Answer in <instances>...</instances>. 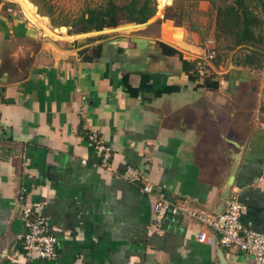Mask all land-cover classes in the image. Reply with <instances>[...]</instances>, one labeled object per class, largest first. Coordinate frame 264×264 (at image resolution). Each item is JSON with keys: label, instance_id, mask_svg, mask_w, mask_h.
<instances>
[{"label": "crops", "instance_id": "0c3cea01", "mask_svg": "<svg viewBox=\"0 0 264 264\" xmlns=\"http://www.w3.org/2000/svg\"><path fill=\"white\" fill-rule=\"evenodd\" d=\"M2 14L0 4V264H255L199 240L218 235L180 213L150 231V196L125 175L141 170L168 198L212 214L235 191L244 223L264 232L261 64L213 59L219 85L210 87L192 72L206 56L202 22L162 15L156 32L116 27L71 47L46 38L33 48L22 42L36 37L33 26ZM97 49L99 58L84 59ZM93 131L112 149L107 168ZM20 194L61 229L56 259L25 260Z\"/></svg>", "mask_w": 264, "mask_h": 264}, {"label": "rangeland", "instance_id": "374dc122", "mask_svg": "<svg viewBox=\"0 0 264 264\" xmlns=\"http://www.w3.org/2000/svg\"><path fill=\"white\" fill-rule=\"evenodd\" d=\"M107 0H0L3 6V14L9 21L18 20L33 26L34 38L22 41L33 48L40 45L41 39L50 38L56 41L58 46L67 47L74 45L70 40L96 39L101 31H86L81 19L89 9L100 8ZM143 1V0H141ZM206 1V2H205ZM204 5L209 6V11L200 8L201 0H152L156 5V12L145 23L123 22L118 27L121 29H142L141 32H156L161 20L159 16L166 14L172 16L177 24L189 26L193 23H203L205 37L213 38L216 45L214 61L226 64L253 63L264 67V0H245L248 10L256 17V25H252L251 37L244 38V26L231 28L226 24L229 6L238 8L237 0H205ZM128 0H117L119 6H124ZM161 3V5H160ZM161 6V8H160ZM219 8L222 11L221 18L217 20ZM240 10V9H239ZM205 12V13H204ZM242 12V9L240 10ZM152 23L148 24L147 23ZM117 27V28H118ZM116 28V27H114ZM123 30V29H122ZM21 41L19 40V43ZM206 42V41H205ZM206 47V53L209 45ZM8 66V65H7Z\"/></svg>", "mask_w": 264, "mask_h": 264}, {"label": "built area", "instance_id": "2783aa9c", "mask_svg": "<svg viewBox=\"0 0 264 264\" xmlns=\"http://www.w3.org/2000/svg\"><path fill=\"white\" fill-rule=\"evenodd\" d=\"M205 43L206 46L209 45V50L205 57L197 60L194 70V74L201 78H206L212 74L210 62L216 56L214 39L208 38ZM1 104L0 97V124L3 122ZM88 140L95 152L101 156V165L107 168L112 154L111 147L103 142L96 131L88 134ZM86 161L87 159H83L84 163ZM125 176L133 181H141L143 191L150 196L152 205L150 231L160 228L169 212L180 213L187 218L199 221L203 226L213 230L218 235L217 239H214L201 231L197 233L199 240L207 241L210 244L217 240L223 247L237 248L246 257H251L255 264H264V232L253 229L244 223L242 215L245 207L235 191L227 196L223 210L212 214L188 208L186 199L168 198L164 189L146 181V174L141 170L130 169ZM18 200L21 204L20 215L26 228V231L19 235L25 260L56 259L58 256V233L61 229L56 225H52L46 216L25 203L24 194H20Z\"/></svg>", "mask_w": 264, "mask_h": 264}, {"label": "trees", "instance_id": "16d2710c", "mask_svg": "<svg viewBox=\"0 0 264 264\" xmlns=\"http://www.w3.org/2000/svg\"><path fill=\"white\" fill-rule=\"evenodd\" d=\"M151 1L152 0H128L126 5L119 6L117 4V0H107L106 3L100 8L89 9L86 14L82 15L81 19L84 23V29L86 31H100L105 28L118 27L123 22L145 23L151 17H153L156 12V5H154V3L152 5ZM237 2L238 8L234 7V5L229 6L228 16L230 17V19H225V23L228 25L231 24V28L232 26H234L233 28H235L242 24L246 33L242 40H245L246 38L251 37L252 25H256L257 23L256 17H254L252 15V12L248 10V7L245 4V0H237ZM239 9H242V12H240ZM221 15L222 11L219 8L217 20L221 18ZM165 17L174 19L168 14H166ZM160 46L162 47L164 52L168 54L179 53L177 49H174L166 45L165 43L160 42ZM99 56L100 52L99 49H97L93 55L85 54L84 59L92 60L94 58H99ZM183 63L184 67H187L188 61L186 59H183ZM195 68L193 70L191 69L193 74L195 72ZM211 75L206 77L205 83L210 87H217L219 83L217 81H214V78ZM129 89H132L131 85H129Z\"/></svg>", "mask_w": 264, "mask_h": 264}, {"label": "water", "instance_id": "95a60500", "mask_svg": "<svg viewBox=\"0 0 264 264\" xmlns=\"http://www.w3.org/2000/svg\"><path fill=\"white\" fill-rule=\"evenodd\" d=\"M229 195V194H228Z\"/></svg>", "mask_w": 264, "mask_h": 264}]
</instances>
